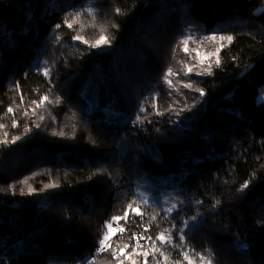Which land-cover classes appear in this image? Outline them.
Wrapping results in <instances>:
<instances>
[{
	"label": "trees",
	"instance_id": "1",
	"mask_svg": "<svg viewBox=\"0 0 264 264\" xmlns=\"http://www.w3.org/2000/svg\"><path fill=\"white\" fill-rule=\"evenodd\" d=\"M263 3L0 0V141L5 132L9 140L22 137L0 143V264H84L107 231L105 223L123 216L129 203L143 217L129 211V223H113L126 231L112 236V248L92 264H119L113 252L119 257L126 243L127 252H136L120 257L123 264H144L133 233L155 239L172 222L179 226L198 212L186 246L204 255L210 250L213 264H264ZM117 7L126 14L116 16ZM65 13H72V28ZM193 29L202 38L204 59L194 42L182 49L181 38ZM101 34L111 46L90 49L73 40L80 35L92 43ZM222 35L234 39L229 43ZM221 45L217 67L214 53ZM209 64L212 75L197 74ZM169 68L175 73L171 89L163 80ZM189 81L206 95L184 88ZM45 95L51 103L37 108L33 101ZM185 104L191 111L179 116L165 111ZM137 114L151 123L133 126ZM97 169L107 172L93 175ZM253 175L252 192H237ZM180 200L175 220H165L164 210ZM140 244L151 253L150 243ZM173 256L183 261L178 251ZM147 259L156 264L151 254Z\"/></svg>",
	"mask_w": 264,
	"mask_h": 264
},
{
	"label": "snow or ice",
	"instance_id": "2",
	"mask_svg": "<svg viewBox=\"0 0 264 264\" xmlns=\"http://www.w3.org/2000/svg\"><path fill=\"white\" fill-rule=\"evenodd\" d=\"M86 12H88L89 14H92L93 9L92 8H88L85 10ZM115 15L116 16H120V15H125L126 13L119 7L115 8L114 10ZM76 17H79L81 15V13L77 12ZM72 16V13H65L64 17H62V19L64 20L65 23L68 22V18ZM68 28H72L73 27V23H67ZM113 28L115 29H119V25L118 24H113L112 25ZM55 29H60L61 28V24L57 23L54 25ZM56 41L59 42L60 41V37L57 36L55 37ZM195 39H199V37L195 36V33L192 32V34H190L189 36L185 37L183 40L180 41V43L182 44H187L189 40H195ZM211 39H216V36L213 35L211 37ZM221 40H227L229 43L232 42V40L234 39V37L232 35H227V36H220ZM73 40H77L80 41L81 43H84L88 46V48L90 49H103L104 47H108L111 46L112 44V40L108 38V36L101 34L99 36L98 39L95 40V42L90 43L88 40H85L82 36L80 35H76L73 37ZM223 47V45H221L220 48H217L214 55H216V66L219 67L221 65V60L219 58V53L221 51V48ZM185 52L188 51L187 47H185L183 49ZM209 55H213L212 53H209ZM197 56H199V53L197 52ZM236 58L233 57V60H235ZM202 62V61H201ZM195 67V65L193 66H189L187 67V71L185 72V76H189V74L192 73L193 68ZM250 70V66H245L244 69V74L247 73V71ZM37 71L40 72L42 75H44L45 77H48L51 75V71L49 68L44 67L41 68L39 65H37ZM198 75H212V67L211 64L208 65V67L206 69H204L202 72L197 73ZM175 73L172 71L171 68H169L167 70V72L163 75V80L168 84L169 89H171L173 87V82L170 79L171 76H174ZM17 89H19V84H16ZM183 87L186 89H190V90H194L196 92L199 93V96L201 98H203L206 95V92L204 89L202 88H193V84L189 81L187 83L183 84ZM168 95L171 96L172 92L169 91ZM45 102L51 103V101L49 100L48 96H42L39 103L37 104L36 101H33L34 104H36V107H40L41 105L45 104ZM21 103H23V97H21ZM56 103L59 104L61 103V98L58 96L56 97ZM175 103V102H174ZM166 112L170 113V114H175L177 116L181 115L182 113L186 112V111H191V109L187 106V104H185V106L183 108H179L176 109L175 107H173L172 105L169 106L168 109L165 110ZM8 112L9 113H13V108L9 107L8 108ZM146 112V109L141 106L139 109V113L143 114ZM27 114V113H25ZM137 114L135 119L132 121L133 126H139L141 124H144L145 122L147 123H151L150 120H148L147 115H140ZM164 113L160 112L159 110L156 111V115H163ZM150 115V113L148 114ZM41 120H43V116L40 117ZM170 123H175L174 121H170ZM17 123L15 121V119L13 120V124L12 127H17ZM5 126L3 124H0V128H4ZM36 127H39V125L37 124ZM28 131H30V129H26L25 132L27 133ZM157 131H159V129H157ZM53 136L56 135H60V136H64L63 132L60 133H56L53 132L52 133ZM4 137L5 139L3 141H0V143H15L16 141L22 139L21 136H15L12 137L11 140L8 139L9 137V133L5 132L4 133ZM93 143H95L93 141ZM105 172H107V169H97L95 173H93V175H103ZM110 175V174H109ZM254 180H255V176L253 175L252 177H250L248 180H246L243 184L239 185V187L236 189L237 192L242 193L247 195L248 193L252 192L253 190V184H254ZM10 188L12 187L11 185L9 186ZM46 188H55L57 187L56 184H49L45 186ZM3 189H0V191H2ZM34 190H32L31 188L29 189V194H32ZM179 195V194H178ZM262 199H264V196H262ZM144 203L147 204L148 200L145 198L144 199ZM184 201L180 200L179 201V205L177 203H172L170 207L166 208L165 211V215H164V219L165 220H171L174 221L175 217L172 216V213L174 211H177L178 206H183ZM204 203L203 200H196L195 204L196 205H202ZM220 200L217 199L215 201V203L212 204L211 208H212V212L213 214H216V209L219 207L220 205ZM129 211L133 214V216H141L143 217V213L140 211L139 208L133 207L132 203H129L127 205V209L124 211L123 216H114L112 217V221L111 222H106L105 223V228L107 229V231L103 234L102 238L98 240V248H97V254H99L102 251L108 250L112 248V245L110 243H107L112 236L117 235L118 233L123 234L126 229L125 227L121 226L119 229L113 227V223H119V221L121 219H123L125 221V223H129ZM153 220L156 219L155 216H153L152 218ZM200 216H199V212L197 213V215H193L191 217H189L188 219L184 220L182 222L181 225H177L175 222L171 223L170 227H166L164 228V230L162 232H160L159 234L156 235L155 239L152 238V236H145L143 234L137 235L136 233H133L132 236L130 237L131 240H135L136 244L140 246V248L142 249V251L139 253V255H142L144 257V264H149V261L147 259V257L151 254L153 257V260L156 261V264H160V259L159 257H163V260L165 262V264H183L184 261L187 262V264H194V260L195 258H198L199 260V264H213V256L211 254L210 250H206L207 255L198 253L195 251V249H190L188 246H186V237L189 231L194 230L195 226H196V222L198 220H200ZM142 223V221H141ZM261 224V226H264V221H260L259 222ZM148 228L145 227L144 228V232H147ZM175 234V236H174ZM176 237H178V239H176ZM145 241L146 243H150L151 245V253L147 250H143L144 246L140 244V241ZM157 241L159 242V246H157ZM236 242L239 243L240 248L244 249L246 247L245 244H243L242 242H240L239 240H237ZM107 245V246H106ZM129 248V244H125L124 247L119 248V254L120 256H116L115 252H113V259H117L119 261V264H123V261L120 260V257H131L133 252H136V247H132V251L131 252H127L126 250ZM168 252L167 255H165V252ZM178 251L180 256L183 257V261L179 258H176L173 256V252ZM159 254V257L156 254ZM93 260L95 259V257L92 258ZM85 264H92L91 261H86ZM133 264H137V262L135 260H133Z\"/></svg>",
	"mask_w": 264,
	"mask_h": 264
},
{
	"label": "rangeland",
	"instance_id": "3",
	"mask_svg": "<svg viewBox=\"0 0 264 264\" xmlns=\"http://www.w3.org/2000/svg\"><path fill=\"white\" fill-rule=\"evenodd\" d=\"M262 9H264V3H263V5H262V7H261ZM197 29H193L192 31H191V33H189V34H186L185 36H183L182 38H181V40H183L185 37H187V36H189L190 34H192V32H194L195 33V36H197ZM199 37V39L198 40H196V41H194V40H189L188 41V43L187 44H182V49H184L185 47H187L188 48V46L191 44V43H196L197 44V46H198V48H200V51L198 52L199 53V57L201 58V59H204L205 58V56H204V50H202L201 51V49H204V47L203 46H201L202 45V41H201V36H198ZM262 97H261V95H259L258 97H257V100L259 101L260 99H261ZM160 264H162V263H160Z\"/></svg>",
	"mask_w": 264,
	"mask_h": 264
},
{
	"label": "built area",
	"instance_id": "4",
	"mask_svg": "<svg viewBox=\"0 0 264 264\" xmlns=\"http://www.w3.org/2000/svg\"><path fill=\"white\" fill-rule=\"evenodd\" d=\"M97 255H98V254H97V250H96L95 254L92 255V256H90L88 259H86V261H91V262L93 263V261H94L95 259L93 260L92 258H93V257L96 258ZM86 261H85V262H86ZM84 264H85V263H84Z\"/></svg>",
	"mask_w": 264,
	"mask_h": 264
}]
</instances>
